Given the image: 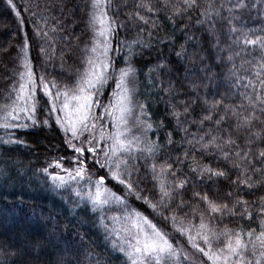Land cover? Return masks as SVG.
I'll return each instance as SVG.
<instances>
[{
  "label": "trees",
  "instance_id": "obj_1",
  "mask_svg": "<svg viewBox=\"0 0 264 264\" xmlns=\"http://www.w3.org/2000/svg\"><path fill=\"white\" fill-rule=\"evenodd\" d=\"M105 2L116 25L110 34V69L125 65L133 69L138 110L148 121L144 125L151 126H145L144 139L157 146L155 153L127 154L129 168L134 165L138 171H132L130 180L125 178L142 198L128 196L107 176L103 187H113L122 202L110 199L107 205L93 207L88 193L95 190L97 175L91 183L86 178L69 180L61 168L49 167L59 160L74 176L78 165L48 100L36 92L35 124L24 119L19 122L27 127H0V264H126L118 247L131 239L122 231L126 227L131 231L129 223L125 226L129 213L148 231V225L155 224L171 243L178 236L174 227L184 228L189 243L204 248L205 235L212 240V233L225 229L242 230L245 240L249 229L260 232L264 167L257 158L264 151V114L258 105L253 111L246 99L255 98L253 87L245 89L237 79L251 80L255 91L264 94L259 84L264 76H253L264 63V0H197V8L184 16L177 11L186 8L184 0ZM14 3L19 18L7 0H0V109L17 98L23 60L32 69L33 80L43 77L55 87L71 86L94 44L91 0ZM246 38L256 45H245ZM249 115L250 123L241 119ZM44 119H49L47 125ZM87 168L98 175L107 172V166L101 170L92 160ZM209 169L226 176L209 179ZM201 170L203 179L196 181ZM53 175L64 178L63 186H57ZM185 177L188 183L176 187ZM239 179L245 184L233 183ZM164 191L171 196L164 197L167 211L153 209ZM194 191L207 193L215 204L227 203L229 209L237 199L242 198V204L233 209L234 215L213 213L202 199L193 197ZM201 222L205 229L199 228ZM217 246L213 240L212 250ZM173 252L168 264H204L203 253L195 247L188 251L194 263L178 249Z\"/></svg>",
  "mask_w": 264,
  "mask_h": 264
},
{
  "label": "snow or ice",
  "instance_id": "obj_2",
  "mask_svg": "<svg viewBox=\"0 0 264 264\" xmlns=\"http://www.w3.org/2000/svg\"><path fill=\"white\" fill-rule=\"evenodd\" d=\"M184 3L186 8L183 11L177 9L181 16L188 14V10L197 8V0H184ZM7 5L15 11L18 18L21 17V13L16 10L17 5L14 3V0H7ZM234 6L238 7L239 5L237 4ZM107 7L108 5L105 0H91L89 5V22L92 26V31L95 33V36L93 37L95 42L91 48V53L95 55V59H89L87 61V65H89V67L84 68V71L79 76L75 87L67 89L64 92V102L62 106L58 109L56 104L52 103V106L49 109L51 113L58 111L64 112V118L62 119L57 116L55 123L64 127L65 132L71 133V137L69 139H65L64 144L76 154L75 163L78 165V167L74 170V176L68 169L62 168V164L59 160L50 163L49 167L61 168L68 176L69 180H76L78 178L84 180L86 178L88 182L91 183L92 176L97 175L98 178L95 185V193L93 194L91 191L88 193V199L92 202L93 207L96 205H107L109 204L110 199L122 202L121 197L116 196L114 193L109 194V190L103 187L107 176H110L112 180H115L119 185H122L128 196H136L137 199L142 198L140 191L136 190L131 182H128L132 175V171H138V169H136L134 165L132 168H129L128 160L130 156L126 154H130L133 151L140 153H155L157 148L155 144L142 141L139 136H134L131 141H128L124 138V133L119 131H117L115 135L110 133L107 137H105L103 123L100 124L101 131L99 135L102 140H111L112 143L110 145L105 143L101 146L97 142L95 136H87L84 139H80L85 132L96 130V124L93 122L101 120L105 113L112 116L113 122L111 126L113 128L118 125H124V132L127 133L130 131L127 128L128 121L125 119V117L130 113V105L132 103L130 74L133 72V69L130 66L119 70V78L115 81L116 92L113 97L114 102L110 101V107H105V113H101L99 116L94 115L92 112L93 105H96L97 107H104L101 101L96 98V94L112 77V72L109 70L110 60L106 62V58L110 50L109 37L112 28L116 25L115 21L108 16L106 10ZM25 10H27L26 6ZM148 10L151 11V8ZM140 18L143 19V17ZM21 22H23V20H21ZM97 25H99V27H97ZM233 31H235V29H233ZM244 44L255 46L256 41L246 38L244 40ZM26 46L27 44L22 47ZM239 54L240 53L238 52L237 55ZM177 55H179V53H177ZM24 67L27 69V79L29 83H20L19 89L16 90L17 100L24 101V105L18 107L15 102H13L12 104H5L3 109H0V111L3 112V115L0 116V120L3 121V123H0V127L5 130L10 128L27 127V124L19 123L22 116L26 120H33V124L36 123L33 119L36 115V106H30L36 82L32 79L34 73L28 66L27 61L24 62ZM259 68L260 72L254 73V77L264 76V63H260ZM19 75L21 80L25 79L24 72H20ZM237 83H242V86L245 89L249 86L253 87L255 98L253 99L251 96H247L246 99L249 100L253 111L257 109L258 105L260 112L264 114V94L255 91V86L252 84L251 80L241 81L240 79H237ZM40 84L45 88V95L50 96L51 92L48 89V85L43 83V77L40 78ZM259 84L262 88H264V79H259ZM26 92L28 93L27 95H25ZM59 96L60 93L57 92L56 97L59 98ZM70 102L74 103L70 106ZM140 107L143 108L144 106L140 105ZM9 108H11V110H9ZM185 111H187V109H185ZM49 119H44L42 123L47 125L49 123ZM241 119L250 123L253 117L249 115L241 117ZM90 123L92 125L91 130L89 129ZM147 127L151 126L147 125ZM213 139H215V137ZM76 141H79V145H77ZM10 142L11 141H4V143ZM16 142L19 143L20 141ZM141 144L144 145L142 148L133 147V145ZM104 148H107L108 151L104 152ZM101 153L104 155L103 163H101V160L97 158ZM224 155L225 158H227L228 154L224 153ZM244 155L248 156L249 153L245 152ZM89 156L92 157V164L99 165L101 170L107 166V172H105L104 175L88 172L87 162ZM113 157H115V159H113ZM257 159L262 162V167H264V151L259 152ZM176 163H180V161H176ZM235 166L239 167V165ZM167 167L171 168V165H167ZM154 169L155 166L153 165V170ZM43 171L48 172V168H44ZM192 171L195 173L196 170L192 169ZM207 171L209 173V179H211L212 176H226V173L223 171L212 172L210 169ZM203 172L204 170H201V175H196V181L203 179ZM172 175H175V173L173 172ZM125 177H127L128 180H126ZM52 179L53 181H59L57 186H63L65 183L62 176L53 175ZM187 183L188 179L185 177V179L180 181L176 187L183 188ZM233 183L242 185L245 184V180L239 179L238 181H233ZM227 195L231 197L232 193L229 192ZM165 196H168L169 199H171L169 191H164L158 203L152 205L153 209H156L159 206L164 209V211H167L169 205L164 201ZM193 197L202 199L209 205L211 212L213 213H231L234 215L235 213L233 212V209L242 204V198L237 199L233 201V208L229 209L227 203L222 205L213 203L209 199L207 193L202 195L200 192L194 191ZM143 198L147 199L146 197ZM261 213H264V206L261 207ZM136 215L138 216L139 214ZM202 215L203 214H201V218ZM247 215L249 219H251L252 214L248 213ZM241 216H244L243 212L241 213ZM163 218L167 220L166 216ZM126 222L130 223L131 226L136 229L135 234H132L130 229L127 227L122 230L123 232L128 233L131 237V239L125 241L124 244H121L118 247L119 253L126 257V264H168L169 259L176 255V253L173 252V244L170 242L167 235L163 231L157 229L155 224H151V232L145 231V229L140 226L137 219L133 217L131 213L128 214ZM145 222L150 223L146 220V218ZM199 228L205 229L206 225L201 222L199 224ZM259 228L260 232L258 235H256L255 229H249L246 234L248 237L247 240L244 239L245 233L242 230L233 232L225 229L220 233H212V240L209 239V235H205L203 237V241L208 248L207 251H205L204 247H201L198 244H194L193 247L203 253L208 260L213 262V264H264V219L261 220ZM179 231L183 233L185 229L180 228ZM120 235L121 233L118 232L117 236ZM254 236L255 240L252 239ZM221 237L224 239L221 240ZM189 239L191 240L192 237H189ZM213 240L218 244L214 252L212 250ZM114 247H116V245H114Z\"/></svg>",
  "mask_w": 264,
  "mask_h": 264
},
{
  "label": "rangeland",
  "instance_id": "obj_3",
  "mask_svg": "<svg viewBox=\"0 0 264 264\" xmlns=\"http://www.w3.org/2000/svg\"><path fill=\"white\" fill-rule=\"evenodd\" d=\"M97 27H99V25H97ZM95 36V33L93 34V37ZM94 40V39H93ZM95 42V41H94ZM109 45H110V50L107 54V58H106V62H108L109 60H111L113 58L112 56V53H111V43H110V37H109ZM99 51V49H98ZM89 59H95V55L91 53V50H90V53L88 55V59L86 60V64L85 66H83V69L82 71L79 73V75L77 76V79L74 81V84H72L71 86H64V87H55L53 85H51L49 82H46V80H43V83L48 85V89L50 90L51 92V95H45V88L43 85L40 84V79L39 80H34L36 82L35 84V91L32 93V100L30 101V106L31 105H34L35 104V95H36V92H40V95L42 96L41 98L43 99H47L48 100V106H49V109L51 108L52 106V103H55L57 108L59 109L63 102H64V92L67 90V89H72L75 87L76 85V82L78 81V78L79 76L83 73L84 71V68L85 67H89V65H87V61ZM26 60H23L22 62L24 63ZM111 62V61H110ZM126 67L128 66H119L117 68H114L113 69H109L111 72H112V78H110L108 80V82L102 87L100 88V91L96 94V98L99 99L102 103V105L104 107H97L96 105H93V108H92V112L94 115L96 116H99L101 113H105V107H110V101L114 102L113 101V97L115 95V92H116V89H115V81L119 78V70L120 69H125ZM21 72H24L25 73V79L24 80H21L20 78V81H19V84L20 83H25V84H28L29 81L27 79V69L25 67L22 68ZM33 79V78H32ZM135 77H133V72L130 74V87L132 88V103L130 105V113L125 117V119L128 121L127 123V128L130 130L129 132L125 133L124 132V125H118L117 127L113 128L111 125H112V116H109L107 115V113H105V115L103 116V118L101 120H97V121H94L93 123L96 124V130L95 131H90V132H85L84 135H82L80 137V139H84L85 137L87 136H95L96 137V140L97 142L103 146L105 143L107 144H111L112 141L111 140H102L100 138V131H101V128H100V124L103 123V131L105 133V137L108 136V134H112V135H115V133L117 131L119 132H122L124 133V138L128 141H131L133 139L134 136H139L142 139H144V133H143V130L147 127L145 124V122H148L146 118H143L142 117V113L140 110H138L139 108V103L136 101V96H137V92L139 90V86L136 85L135 81H134ZM19 84H18V87L17 89H19ZM37 88H39V90H37ZM59 92L60 93V96L59 98L56 97V93ZM28 93L26 92L25 95H27ZM74 102H70V106L73 104ZM15 104L20 107V106H23L24 105V101L22 100H17V98H15ZM11 110V108H10ZM51 113V112H50ZM3 115V114H2ZM53 119L56 121V118L57 116L61 117L62 119L64 118V112H61V111H58V112H55V113H51ZM118 115V113H117ZM1 116V115H0ZM25 118L22 116L21 117V120H24ZM3 123V121H2ZM20 123V122H19ZM21 124V123H20ZM146 126V127H145ZM60 131L62 132L63 136H64V139H69L71 137V133L70 132H65L64 130V127H61L60 125H58ZM91 123L89 124V129L91 130ZM145 138H146V135H145ZM145 141V139L143 140ZM77 145H79V141H76ZM141 146H144L143 144L141 145H133L134 148L136 147H141ZM108 149L107 148H104V152H107ZM127 155V154H126ZM98 159L101 160V163L104 162V155L103 153L100 154L99 157H97ZM113 159H115V157H113ZM88 160H92V157L89 156ZM109 190V194L113 193L114 192V189L113 187L111 189H108ZM93 194L95 193V190L92 192ZM115 194V193H114ZM103 195V194H102ZM133 217H136L135 215ZM137 221L139 222L140 226L142 228L145 229V231H148V229H146V226L140 222V220L137 219ZM127 225H124L125 226H128V222H126ZM150 224H151V221H150ZM129 227L131 228V224L129 223ZM148 227H151V225H148ZM175 228V233H177V237L175 238V244H173V250L175 249H178L183 255L184 257L188 258V256H190L192 258V261L193 263L196 261L195 257H192L190 254H189V250L190 248L193 247V244L189 243V240L186 238V234L183 232L181 233L179 231V227H174ZM133 229V230H132ZM178 230V231H177ZM131 231L133 234H135L136 232V229L135 228H131ZM148 232H151V230H149ZM181 237V238H180ZM208 248L206 247L205 248V251H207ZM214 252V250H213ZM188 254V255H187ZM203 263L204 264H213L212 261L208 260V258L206 256H204V260H203Z\"/></svg>",
  "mask_w": 264,
  "mask_h": 264
}]
</instances>
